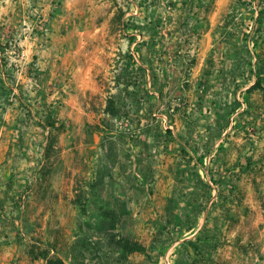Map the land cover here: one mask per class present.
I'll list each match as a JSON object with an SVG mask.
<instances>
[{"label": "rangeland", "instance_id": "374dc122", "mask_svg": "<svg viewBox=\"0 0 264 264\" xmlns=\"http://www.w3.org/2000/svg\"><path fill=\"white\" fill-rule=\"evenodd\" d=\"M135 1L117 7L115 30L122 47L135 42L137 64L143 56L152 61L159 78L149 75L150 90L162 89V97L156 92L144 96L143 82L149 77L137 67V86L126 92L134 100L133 110L86 124L78 138L84 146L99 147H88L72 161L74 169L89 172L78 178V205L72 199L62 206L58 199H36L22 214L19 200L0 195V264H21L38 240L52 245V254L69 264H120L106 241L108 232L159 251L164 245L159 240L177 229V221L167 222L169 213L179 209L183 214L189 210V222L208 218L209 227L221 235V246L202 249L213 264L225 261L229 245L237 240L247 246L250 260L264 264V252L258 249L264 245V0ZM37 2L0 0L1 41L7 43L6 50L0 47V58L6 56L11 70L10 77L0 72V159H15L17 143L40 145L44 140L39 120L43 103L37 98L47 93L34 91L35 80L44 75L39 77L43 72L32 56L21 57L17 36L23 31L49 34L48 19L62 2L50 0L47 15ZM183 2L197 3L191 14L181 10ZM119 8L124 13L118 21ZM188 20L190 30L198 33L173 32L177 23ZM257 72L263 87L252 89ZM178 105L180 111H174ZM189 135L190 149L183 147ZM30 155L40 158L39 151ZM199 157L200 165H195ZM109 169L125 180L123 198L109 193L114 190L106 177ZM193 173L201 179H192ZM37 203H53L54 209L38 213ZM106 210L114 217H107ZM130 256L125 264H149L143 253Z\"/></svg>", "mask_w": 264, "mask_h": 264}, {"label": "crops", "instance_id": "0c3cea01", "mask_svg": "<svg viewBox=\"0 0 264 264\" xmlns=\"http://www.w3.org/2000/svg\"><path fill=\"white\" fill-rule=\"evenodd\" d=\"M38 1L37 4L44 7L47 15L50 0ZM61 2L57 15L48 19L51 30L46 43L43 42V35L40 32L31 36L23 31L17 36L21 57L32 56L39 72H43L41 75H44V79L35 80L38 82H35L38 88L34 90L35 93L41 91L47 93L44 102L40 97L37 98L43 103L41 108L45 105L49 111L52 110L56 126L65 125L63 130H58L55 126L41 122L44 140L40 145L29 142L17 143L14 145V151L19 157L0 159V195L19 200L22 214L28 213L34 203L33 200L36 199L47 202L58 199L61 206L63 200L72 199L74 204L78 205L76 199L80 198L81 194L77 181L82 175L87 178L86 173L89 172L82 171L81 167L78 170L74 169L72 161L84 150L87 151L88 147L91 150L95 149L93 151L99 147L98 144L84 146L78 136L84 132L89 122L98 124L97 121L102 117L114 116L106 110L108 103L115 106L119 103L117 111L120 112L122 104H127L128 110L135 106L134 100L126 92L137 86L135 75L137 67H142L141 70L147 72L148 77L150 75L146 63L136 62L135 42L130 46L128 40L126 47H122L119 43L120 32L115 30L117 7L123 5L121 2H136L135 0H61ZM26 3L22 2V6H27ZM8 6L6 5L4 9L5 13ZM46 19L45 16L41 22H45ZM143 87L144 96L151 93L150 77L147 82L144 80ZM44 112L43 118L48 114L50 116L46 109ZM51 134H55L57 142L51 152L47 153L49 149L47 140ZM36 151H39V159H34L30 155ZM53 153L55 155L52 156ZM108 171L106 177L114 187L109 193L123 198L126 195L125 180L115 175L112 169ZM90 173L92 176L93 173ZM206 177L208 178V176L203 178L208 181L210 178ZM8 186H11L10 189ZM192 189L193 187H190L188 191ZM37 204L38 213L42 211L50 213L54 207L53 203ZM207 208L209 209V206ZM180 211L177 210V213L180 214ZM65 212L66 210L63 211L64 214ZM206 220L204 217L203 221H198L192 228H188L185 221L175 220L178 223L176 231L173 230L171 234L167 232L165 240L162 239L164 245L158 253L151 258L146 256L149 264H213L214 261L208 251L205 254H198L187 244L189 240L197 241ZM35 243L43 245L39 240ZM258 246L259 251L264 252V245ZM171 248H174L172 255L168 254ZM229 248L228 258L225 261L220 260L219 264L226 262L256 264L247 255L248 249L242 244V240L232 242ZM130 257L129 255L128 259ZM64 261L69 264L68 261ZM38 262L46 264L45 260L33 259L30 255L23 256L20 261L21 264Z\"/></svg>", "mask_w": 264, "mask_h": 264}, {"label": "trees", "instance_id": "16d2710c", "mask_svg": "<svg viewBox=\"0 0 264 264\" xmlns=\"http://www.w3.org/2000/svg\"><path fill=\"white\" fill-rule=\"evenodd\" d=\"M196 5H197V3L195 4V2H183L181 10L183 12L191 14L192 11L196 8ZM123 13H124L123 10L121 8H119V15H117L118 21L121 19L120 15H122ZM126 27H127L126 24L125 25L123 24V28H126ZM192 27H193V25L190 23L189 20L184 21L181 23H177L173 29V32H175V33L176 32H182V33L186 34V32L188 31V32H192V33H198V31L197 32L191 31ZM143 45L147 46V48H148L149 43H144ZM0 47H2L5 50L7 47V43H6V47H5V44H3V42L1 41V33H0ZM140 59L142 60L143 63L147 64V67H149L151 78L154 79V81L156 79H158L159 74L156 72L155 68L152 67V61L148 62V58L144 57V56L140 57ZM140 69H142V67H140ZM9 71H11V70L8 67V60H7L6 56H4L3 58H0V72L2 73L3 76L10 77ZM211 74H209V76H212ZM255 76H256V82L251 88L257 89V88L263 87V83H262L263 78L261 77L260 72L255 73ZM39 77L40 78L42 77L41 74H39ZM136 78H137V74H136ZM3 80L5 81V78H3ZM0 87H3V86H0ZM155 92L158 94L159 98L162 97V95H163L162 89L151 90V94H154ZM3 96H1V97L3 98ZM44 98H45L44 96H41V99L43 100V102H44ZM43 106H44L43 110L46 109L47 112H50V116H48L49 114L44 118L41 116L39 118V120L45 124L47 123L49 126H55L58 130H63L65 128V125L61 124V125L56 126V124H55L56 120L53 118V116L51 114L52 110L49 111L47 106H45V105H43ZM180 106L181 105H178L176 108H174V111H177V110L180 111ZM116 107L117 106H115L113 103H108L106 110L110 114L115 115L118 112ZM125 108H127V104H122L120 110H123ZM168 109L170 112L172 107L169 106ZM220 109L221 108H219L218 111L216 112L217 113L216 119L218 118L217 119L218 121L220 118H222V114L220 112ZM128 112H129V110H128ZM222 129L223 130L226 129V126H224ZM166 131L168 133L172 134V130L170 128H168ZM184 138H185V144L183 145V147H187L188 149L192 148V140H193L192 136L189 135L188 137H184ZM47 141L49 143V149L46 152L50 153L51 150L53 149L52 147L57 142V137L55 135L51 134L48 136ZM183 149H185V148H183ZM183 151H186V150H183ZM192 157L195 158L194 155H192ZM201 159H202V157L201 158L199 157L198 159H196L195 163H197V164H195V165H200ZM191 178L192 179H201V176L199 174L193 173L191 175ZM79 201H80V199L76 200L77 203H79ZM188 211L189 210H185L184 211L185 214H183L181 212H180V214H178L177 210H176V212L174 211V212L169 213L167 222L170 224L175 220H179L181 222L185 221V223H187L188 228H192L198 222H194V221L189 222L186 219L185 216H187V218H188V215L190 216V213ZM104 213L107 215V217H110V218L114 217L113 212L111 210H106V211H104ZM183 217H185V218H183ZM208 221L209 220L207 218L203 229L200 231V235L197 236V239H196L197 243L194 242L193 240L187 241V244L191 245L193 247L194 251L197 252L198 254H205V253H202L203 248H207L208 250H213V249H216L217 247H219L220 245H222L224 243L221 235L218 232L217 233L213 232L215 230L211 229L208 226ZM158 223L159 222L157 221L156 224H158ZM161 234L164 235V232L161 231ZM106 241H107L108 245L110 246V248H112L115 251L116 255L119 257V260H120L119 263L120 264H124L125 261L128 259V256L131 255L132 253H135V252L143 253L150 258L155 253H158V250H155L154 246H149V247L145 246L137 240H133V239H130V238L122 235L118 231L108 232V234L106 235ZM159 241L160 242L163 241L162 238ZM1 244H2V242H0V245ZM53 250L54 249H53L52 245H49V244L39 245V244L35 243L31 246L29 254H30V256L33 257V259L45 260L46 264H67L61 257L52 254ZM154 250H155V252H154ZM104 264H111V262L108 260H105Z\"/></svg>", "mask_w": 264, "mask_h": 264}, {"label": "built area", "instance_id": "2783aa9c", "mask_svg": "<svg viewBox=\"0 0 264 264\" xmlns=\"http://www.w3.org/2000/svg\"><path fill=\"white\" fill-rule=\"evenodd\" d=\"M47 35H48V32L45 31L44 35H43V42L46 43L47 41Z\"/></svg>", "mask_w": 264, "mask_h": 264}]
</instances>
